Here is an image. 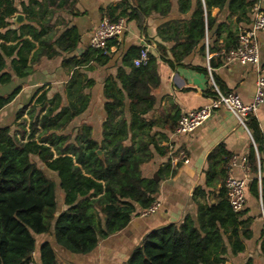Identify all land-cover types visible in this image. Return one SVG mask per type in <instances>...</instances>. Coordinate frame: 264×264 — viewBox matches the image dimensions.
<instances>
[{
	"label": "trees",
	"instance_id": "obj_1",
	"mask_svg": "<svg viewBox=\"0 0 264 264\" xmlns=\"http://www.w3.org/2000/svg\"><path fill=\"white\" fill-rule=\"evenodd\" d=\"M257 1L176 0L178 11L190 12V16L178 32H158L164 41H175L169 47L172 58L167 62L180 64L197 47L204 55V38L208 34L212 39L207 44L208 51L216 52L208 59L209 66H219L236 45L238 26L249 27ZM73 2L0 0V84L11 81L7 59L14 75L24 77L41 57L53 58L76 47L80 36L74 25L65 27L56 37L49 33L55 12L49 5L71 7ZM170 6L171 0H117L100 11L112 21L133 19L141 25V19L150 12L165 15ZM214 8L217 12L211 15ZM260 10L264 11V7ZM16 13H21L26 22L15 23ZM115 43L111 39L102 48L87 46L80 54L61 60L63 69L70 73L63 90L65 103L58 92L48 96L43 90L36 95L40 87L36 88L27 103L16 109L11 123L0 125V264H28L34 259L38 237L49 233L50 239L66 251L88 253L99 240L124 228L155 200L159 180L144 176L142 166L153 152L164 155L168 151L151 133L156 121L145 118L155 102L153 90L160 81L157 62L166 55L163 45L156 42L157 55L148 52V60L139 65H134L133 60L144 46L130 45L115 75L104 79L99 141L93 139L87 124L65 131L89 104L85 89L93 80L80 68L89 62L106 64L110 46ZM191 68L207 74L203 66ZM20 89L17 85L0 94V110ZM208 91L214 96L212 83ZM175 125L167 128L173 130ZM246 126L256 146L255 150L251 144L245 155L252 174L246 187L256 200L260 199L264 212L263 180L257 178L264 165V135L253 114L247 117ZM231 156L223 142L216 144L206 156L205 186H196L191 195L195 217L186 213L178 222L148 231L123 264H223L230 261L228 250L231 258L244 252L245 241L252 238L253 217L245 216V207L233 211L228 201L224 181ZM174 172L168 159L157 175L165 177ZM216 184L217 199L209 201ZM58 195L64 205L60 211ZM257 216L262 221L257 240L259 255L264 259V219L260 212ZM37 259V264H60L49 239L38 244ZM243 264L256 263L247 256Z\"/></svg>",
	"mask_w": 264,
	"mask_h": 264
},
{
	"label": "crops",
	"instance_id": "obj_2",
	"mask_svg": "<svg viewBox=\"0 0 264 264\" xmlns=\"http://www.w3.org/2000/svg\"><path fill=\"white\" fill-rule=\"evenodd\" d=\"M116 2L117 0H74L71 7L64 5L61 8H55L54 5H49V8L55 9L51 16L49 33L56 37L65 27L74 25L80 39L76 47L69 52H61L53 58L41 57L38 62L33 64L30 73L24 77L14 75L8 64L9 59H7V70L11 74V81L0 85H12L10 90L20 85L21 89L14 99L1 110L8 106L17 109L27 103L31 94L39 87L36 95L43 90L47 91L48 96L58 92L62 96L63 103H65L63 90L70 73L63 69L61 60L78 55L89 46V39L93 31L100 19L105 16H102L100 9L109 3L116 4ZM255 7L263 8L264 0H258ZM216 12L217 9L214 8L211 15H215ZM189 16L190 12L181 14L178 11L176 0H171L167 14L161 15L157 12H150L144 19H141V25H137L133 19L123 18V31L115 39L116 43L110 46L108 62L103 65L89 62L80 68L82 73L93 80V84L85 89L89 104L81 114L73 118L66 128L70 131L80 124L90 125L93 139L99 141L101 122L104 116L102 109L104 79L107 76L115 75L117 68L122 65L123 55L130 45L147 47L148 52L154 55H157L156 42L163 45L166 55L164 58H158L157 62L160 81L157 88L153 90L155 102L145 118L156 121L151 133L155 134L159 144L166 146L168 151L164 155L153 152V157L142 166L144 176H154L159 180L158 192L155 196V200L160 203L159 207L152 214L134 215L124 228L99 240L95 248L85 254L66 251L52 238L41 235L37 239V247L33 252L36 262L38 261V244L44 239H49L58 255L60 264H123L132 249L148 231L168 222H178L186 213L194 218L196 209L191 199L192 192L196 186H205L206 156L220 142L224 143L227 151L238 157L236 164L230 168L229 174L235 177L245 175L241 167L240 157L248 153L250 145H253V139L250 130L239 124L230 110L223 107L215 109L209 118L189 133L176 134L174 129L167 128L168 125L176 123L182 113L207 103L213 97L208 91L211 83H214L223 93L233 92L237 94L244 103L250 102L255 93L257 72L252 65L241 64L236 61L226 62L225 57H223L219 66L213 68L209 66L208 59L215 56L216 52L208 51L207 44L212 41L208 34L204 38V55L199 53V47H197L184 56L180 60V64L170 65L167 62L168 59L172 58L168 51L169 47L175 41H164L159 37L158 32L160 31L163 35H170L174 31L178 32L182 29L184 19ZM220 17L222 18L223 14ZM24 22H26L25 19L21 23ZM244 27L246 24L238 26L239 29ZM257 40L261 63L264 66V30L258 33ZM218 45H222L221 40L218 41ZM31 54L32 51L29 53V57ZM191 65L205 67L207 74L192 69ZM24 100L25 102H23ZM125 115L127 116L126 112ZM253 115L264 135V102L258 105ZM180 149L184 150L188 158L187 162L178 158L177 153ZM168 159L170 164L175 167V172L165 177H159L157 171ZM246 176L247 181L252 177L249 169ZM260 177L263 180L264 188V165ZM211 189L208 200L215 201L219 185L216 184ZM246 190L245 216L253 217L252 238L245 241V250L237 257L231 258V253L228 250L230 261L227 262L229 264H243L245 258L251 256L256 264H264L263 257L259 255V243L257 241L262 224L261 219L257 216L259 213L258 200L251 194L248 187ZM63 208L61 196L58 195L57 211Z\"/></svg>",
	"mask_w": 264,
	"mask_h": 264
},
{
	"label": "built area",
	"instance_id": "obj_3",
	"mask_svg": "<svg viewBox=\"0 0 264 264\" xmlns=\"http://www.w3.org/2000/svg\"><path fill=\"white\" fill-rule=\"evenodd\" d=\"M253 18L247 28H241L237 34V42L234 48L230 49L225 55L226 62H239L241 64L252 65L256 72L257 78L255 83V93L253 99L244 103L237 94L233 92H221L214 83L213 89L215 90L214 96L205 104L190 109L182 113L176 121L174 132L176 134H184L192 132L196 127L201 125L212 112L223 107L230 110L238 123L247 128L246 120L249 115H252L260 103L264 102V66L260 59V48L257 40V35L260 31L264 30V11L257 7L252 8ZM124 28V19L120 18L116 21L110 20L108 17H103L98 22L95 30L93 31L90 39L89 46L93 48H102L106 42L111 39H116ZM148 60V49L144 47L140 50L138 57L133 60L134 65L143 64ZM253 146L255 144L253 142ZM256 149V148H255ZM178 158L184 162L188 158L184 150L180 149L177 153ZM238 157L232 155L229 162V170L236 164ZM241 167L245 175L235 177L228 173L224 181L226 195L231 208L235 212L241 211L245 207L246 198V182L248 171V163L245 156L240 157ZM260 176L258 175V179ZM160 203L154 200L148 207L140 211V215H148L154 213L159 207ZM264 219V213L262 214ZM28 264H37L34 259Z\"/></svg>",
	"mask_w": 264,
	"mask_h": 264
},
{
	"label": "rangeland",
	"instance_id": "obj_4",
	"mask_svg": "<svg viewBox=\"0 0 264 264\" xmlns=\"http://www.w3.org/2000/svg\"><path fill=\"white\" fill-rule=\"evenodd\" d=\"M12 87L13 86L12 85H9V84H7V85H0V94L8 93ZM23 102H25V100ZM19 105H21V104H19ZM8 107H10V106H8ZM8 107H6V108H4L3 110L0 111V125L10 124L11 121H12V119H13L14 112L16 111V107L15 108H12V107L8 108ZM46 172L49 175H52V173H50L49 171L46 170ZM258 175H259V173L257 174V178H258ZM246 194H247V190L245 191V198H246ZM257 207L259 208V212L262 213L263 209H262V204H261L260 199L257 202ZM44 236L49 238L50 237V233L49 234H45ZM34 257L35 256L33 255V258Z\"/></svg>",
	"mask_w": 264,
	"mask_h": 264
},
{
	"label": "water",
	"instance_id": "obj_5",
	"mask_svg": "<svg viewBox=\"0 0 264 264\" xmlns=\"http://www.w3.org/2000/svg\"><path fill=\"white\" fill-rule=\"evenodd\" d=\"M13 20L15 23L19 24V23L23 22L24 18H23V15L21 13H16ZM223 264H229V263L225 262Z\"/></svg>",
	"mask_w": 264,
	"mask_h": 264
}]
</instances>
